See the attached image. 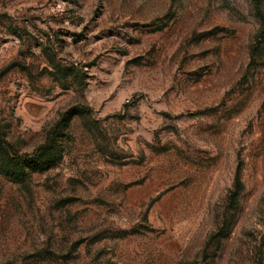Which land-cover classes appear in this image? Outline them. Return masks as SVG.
Returning <instances> with one entry per match:
<instances>
[{"label": "rangeland", "instance_id": "374dc122", "mask_svg": "<svg viewBox=\"0 0 264 264\" xmlns=\"http://www.w3.org/2000/svg\"><path fill=\"white\" fill-rule=\"evenodd\" d=\"M261 30L253 0H0V135L70 116L51 168L0 169V264H264Z\"/></svg>", "mask_w": 264, "mask_h": 264}, {"label": "trees", "instance_id": "16d2710c", "mask_svg": "<svg viewBox=\"0 0 264 264\" xmlns=\"http://www.w3.org/2000/svg\"><path fill=\"white\" fill-rule=\"evenodd\" d=\"M256 12L262 22L260 33L264 39V11L260 9L259 0H253ZM81 111L87 109L75 107ZM70 116L63 113L46 132L44 141L30 153H17L13 147L0 135V169L6 176H10L18 183L24 182L31 177L34 171H44L51 168L60 158V142L62 130L66 127ZM241 188L236 187L232 198H236Z\"/></svg>", "mask_w": 264, "mask_h": 264}]
</instances>
